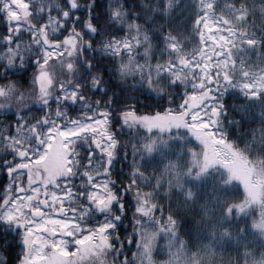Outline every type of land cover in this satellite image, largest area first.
<instances>
[{
  "label": "snow or ice",
  "instance_id": "1",
  "mask_svg": "<svg viewBox=\"0 0 264 264\" xmlns=\"http://www.w3.org/2000/svg\"><path fill=\"white\" fill-rule=\"evenodd\" d=\"M0 264H264V0H0Z\"/></svg>",
  "mask_w": 264,
  "mask_h": 264
}]
</instances>
